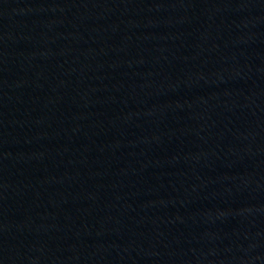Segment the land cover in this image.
<instances>
[{
	"label": "water",
	"instance_id": "95a60500",
	"mask_svg": "<svg viewBox=\"0 0 264 264\" xmlns=\"http://www.w3.org/2000/svg\"><path fill=\"white\" fill-rule=\"evenodd\" d=\"M0 264H264V0H0Z\"/></svg>",
	"mask_w": 264,
	"mask_h": 264
}]
</instances>
